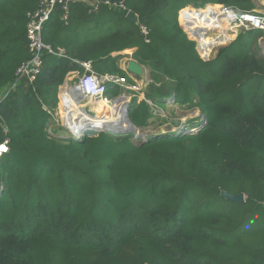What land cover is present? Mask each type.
Returning a JSON list of instances; mask_svg holds the SVG:
<instances>
[{
  "label": "trees",
  "instance_id": "16d2710c",
  "mask_svg": "<svg viewBox=\"0 0 264 264\" xmlns=\"http://www.w3.org/2000/svg\"><path fill=\"white\" fill-rule=\"evenodd\" d=\"M40 1L0 0V95L27 60L26 13ZM122 1L127 11L73 3L66 23L57 9L42 41L64 57L46 52L37 79L19 81L0 101V145L9 141L0 157V264H264V54L245 32L204 61L178 22L189 3ZM126 50L174 83L156 98L143 92L145 99L199 111L173 123L186 131L80 140L48 132L43 107L57 109L76 62L122 75ZM127 114L141 130L152 110L133 100Z\"/></svg>",
  "mask_w": 264,
  "mask_h": 264
},
{
  "label": "built area",
  "instance_id": "2783aa9c",
  "mask_svg": "<svg viewBox=\"0 0 264 264\" xmlns=\"http://www.w3.org/2000/svg\"><path fill=\"white\" fill-rule=\"evenodd\" d=\"M73 3L85 4L89 7L90 12L97 11L101 5L107 6L109 9H123L127 11L122 0L119 2L111 0H41L35 10L26 13L25 27L28 57L27 60L22 62L17 68L15 72V81L11 88H14L21 80H25L27 83L32 84L37 79L43 70V57L46 52L49 54H56L58 57H64L65 52L62 49L53 51L51 45H44L42 41V33L45 24L51 19L57 9H60L61 11L60 20L66 23L69 16V6ZM186 6L201 8L203 5L197 6V4H187ZM209 6L214 8L218 13V16L214 20L229 27L227 31H225V37H222L219 30L216 28H214V31L216 30L217 34L214 38H206L204 35L200 37L198 33L194 32L193 27H196V25L192 27V31L191 29L185 30V22H183L181 17L180 21H178L181 24L186 37L195 43V50L199 57L204 61H209L219 48L234 43V40H230L232 35L229 34L236 33L237 30H242L244 32L259 31L264 33V13L262 14L253 9L251 11H243L236 7H229L220 4H209ZM213 24L214 23L211 25ZM140 30L144 41L146 43L149 42L148 27L141 25ZM210 30L213 29H209L208 31ZM202 39L210 41L209 44H206L204 40L202 43ZM257 40L261 51L264 54V40L261 38ZM133 52L128 50L120 55H127L130 57ZM122 60L124 64L121 69L123 71L122 75L111 73L98 74L94 71L93 64L90 61L76 62L78 63L79 69L66 73L65 78L57 91L58 101H61L60 103H62V106L59 107L60 114L57 115L55 113L56 109H51L50 111H47V113L51 119L56 117L57 121L55 122L61 126L65 134L68 133L67 137L79 140L86 137V133L88 132L87 129L89 128H87L89 123L88 120H86V117L96 114L90 110L89 106H84L81 100L86 99L87 101L101 104L103 106L104 104L111 102H118L122 98H124L126 104L128 103L129 105L133 100H144L150 105L152 116L158 114V108L152 103V101L145 99L143 94H141L142 92L140 91L139 83L134 80L132 77L134 75L126 68L127 63L132 60L125 56ZM115 87L120 90V95L117 98H112L110 97L109 89ZM9 90L0 95V101L8 95ZM78 101L80 107L76 106L77 109L72 110L71 106L77 104ZM81 105L84 108H82ZM66 106L68 109L65 111ZM186 119L187 118L182 121H185ZM48 132L54 133L55 131L50 129ZM8 144L9 141L4 140L0 145V157L8 152Z\"/></svg>",
  "mask_w": 264,
  "mask_h": 264
},
{
  "label": "rangeland",
  "instance_id": "374dc122",
  "mask_svg": "<svg viewBox=\"0 0 264 264\" xmlns=\"http://www.w3.org/2000/svg\"><path fill=\"white\" fill-rule=\"evenodd\" d=\"M184 1H185V3H189V4H193V5L195 4L194 0H184ZM251 2H253V4H254V7L252 8L253 10L258 11L262 14L264 13V0H251ZM203 6H207V5H203ZM187 8L189 10H187L185 12V14H188V12H190L193 7L188 6ZM203 11H204V9L202 7L201 8H195L194 14L200 15ZM177 18H178V21H180L179 12L177 14ZM186 21H187V23L189 22L188 19ZM214 28L217 29V27H214ZM211 29H213V27ZM217 30H219V29H217ZM244 33L245 32L242 30H237L236 33L229 34V35H232L230 40L235 41V39L238 36H240ZM216 34H217V31L216 30L214 31V29H213V30L207 31L204 34V36L206 38H210V37L214 38ZM249 37H250V40L252 41L251 49H254L258 44V40H257L258 37H261V39L264 40V33L259 32V31H252L249 34ZM129 51L133 52V50H129ZM124 56L130 58V60H132L133 62H136V63L144 66L143 74L141 75V77L136 79L137 77L135 78L134 76H132L134 78V80L139 82L140 91H142L144 93L145 92L149 93L151 96H153L155 98L157 96H160V94L170 93L171 88L174 86V83H172L171 81L165 80L164 78H160V75H157V73L153 70V68L151 66L140 61L134 54L130 55V57L127 55H123L121 57L123 58ZM121 57H120V60H118V61H121V59H122ZM119 63H121V62H119ZM121 69H122V66L119 65V70L122 71ZM119 95H120V90L118 89L115 93L110 94V97L117 98V97H119ZM81 101H82V104L84 106L88 105L89 101H87L86 99L81 100ZM60 102L61 101H59V103L57 105L58 107L55 110V113L57 115L60 114L59 113V111H60L59 107L62 106V103H60ZM170 102H169V100L166 101L165 105L162 107L163 110H161V109L157 110L158 114H156L155 116H152L151 119H149V121H148V123H149L148 126H146L145 128H142L141 130H138L137 135L144 134L145 136H150V135H161L165 132L177 133L180 131H186V129L184 127H179V128L177 126L173 127L172 123L177 122L179 124V122H182V120H184L185 118H187V119L194 118L193 116L198 115L199 111H197L196 108H189L186 106L177 107V106L172 105ZM43 109L46 113H47V111L51 110V108H49V107H43ZM194 110H196V111H194ZM171 120H173V121H171ZM47 121H48V124L46 125L47 129L48 130H50V129L54 130L55 136H57L59 138H64L65 136L68 135V133L65 134L63 129L61 128V126H59V124H57L55 122V121H57L56 117L52 118V119L50 118ZM98 134H100V133H98ZM86 135L87 136L96 135V133L87 132Z\"/></svg>",
  "mask_w": 264,
  "mask_h": 264
},
{
  "label": "bare ground",
  "instance_id": "6f19581e",
  "mask_svg": "<svg viewBox=\"0 0 264 264\" xmlns=\"http://www.w3.org/2000/svg\"><path fill=\"white\" fill-rule=\"evenodd\" d=\"M207 6H202L204 11L200 15L194 14L195 13L194 7L191 9L190 12H188V14H184L186 11L180 14V17L182 18L183 22H185L186 30L191 29L192 31V27L196 25V27H193L194 32L198 33L199 36L201 37L212 27L213 29L214 27H217L222 37H225V31H227L229 27L226 26L225 24H222L219 21H215L214 19H216L218 13L214 10V8ZM187 19L189 20L188 23L190 25L187 23L186 21ZM212 23L214 24L211 25ZM203 40L205 41L206 44H209L210 42V41H206L205 39H202L201 40L202 43ZM125 105H126V100L124 98H122L121 100L115 103L111 102L108 104H104V106L89 101L87 106H90V110L96 114L93 116L86 117V120H88L89 123L87 126V128L89 127L87 129L88 132L109 131L111 133H123V131L125 130L124 133H130L136 135L137 134L136 132L131 133V131L128 129L126 120L122 118V113L123 110L125 109ZM76 106L80 107L79 101L77 102V104L71 106L72 110H76L77 109ZM81 107L84 108L82 105ZM67 109L68 107L66 106L65 111Z\"/></svg>",
  "mask_w": 264,
  "mask_h": 264
},
{
  "label": "water",
  "instance_id": "95a60500",
  "mask_svg": "<svg viewBox=\"0 0 264 264\" xmlns=\"http://www.w3.org/2000/svg\"><path fill=\"white\" fill-rule=\"evenodd\" d=\"M126 20L130 23H133L135 24L137 22V18L136 16L134 15L133 12L129 11L126 16H125ZM126 68L129 72H131L135 77H140L142 74H143V67L141 64H138L136 62H133V61H129L126 65ZM128 108H129V104L127 103L125 105V109L123 110V113H122V118L124 120H126L127 122V125H128V129L131 131V133H134V132H138V129L134 126V124L131 122V120L128 118ZM174 124H178L177 122H174ZM106 133H109V134H113V135H119V134H123L125 132V130L123 131V133H111L109 131H104ZM103 132V133H104ZM94 133V132H93ZM101 133V132H100ZM98 134V133H96ZM138 134V133H137ZM135 135V137H139V135ZM64 138H67V136H65ZM75 140H79V139H75ZM222 197H224L225 199L229 200V201H233V202H243L244 201V195L243 194H238V195H231L229 193H225V192H222L221 193Z\"/></svg>",
  "mask_w": 264,
  "mask_h": 264
},
{
  "label": "crops",
  "instance_id": "0c3cea01",
  "mask_svg": "<svg viewBox=\"0 0 264 264\" xmlns=\"http://www.w3.org/2000/svg\"><path fill=\"white\" fill-rule=\"evenodd\" d=\"M207 7H208V6H207ZM259 38H261V37H258L257 39H259ZM257 46H258V48L261 50L259 44H257ZM126 51H128V50H126ZM123 52H124V51H123ZM123 52H121V53H123ZM261 52H262V51H261ZM112 55L114 56L115 54H112ZM121 56H122V55H121ZM122 61H123V60L121 59V61H118V62H121V63H119V65L123 67L124 64H123ZM142 67L144 68V66H142ZM157 75H158V74H157ZM159 75H160V78H164L163 75H161V74H159ZM140 77H141V76H140ZM137 79H138V77H137ZM164 79H165V78H164ZM165 80H166V79H165ZM137 82H138V81H137ZM138 83H139V82H138ZM138 85H139V84H138ZM172 88H173V87H172ZM172 88H171V90H172ZM141 92H142V91H141ZM141 94H143V96H144V93H143V92H142ZM156 107H157V106H156ZM162 107H163V106L160 105V106H158L157 108H158V110H160V109L163 110ZM154 123H155V122H154ZM154 123H153V124H154Z\"/></svg>",
  "mask_w": 264,
  "mask_h": 264
}]
</instances>
